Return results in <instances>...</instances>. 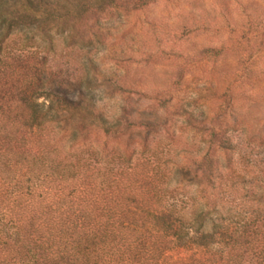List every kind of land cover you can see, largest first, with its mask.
<instances>
[{"label": "trees", "instance_id": "obj_1", "mask_svg": "<svg viewBox=\"0 0 264 264\" xmlns=\"http://www.w3.org/2000/svg\"><path fill=\"white\" fill-rule=\"evenodd\" d=\"M156 1L0 0V264H264V0H165L157 126L128 99L161 81L98 57L149 59L121 21Z\"/></svg>", "mask_w": 264, "mask_h": 264}, {"label": "rangeland", "instance_id": "obj_2", "mask_svg": "<svg viewBox=\"0 0 264 264\" xmlns=\"http://www.w3.org/2000/svg\"><path fill=\"white\" fill-rule=\"evenodd\" d=\"M183 7L187 12L192 11L187 6V3H183ZM178 9L179 8L174 2L172 3L165 0H158L151 5L148 11L140 10L138 11V13L136 12L137 14L135 15L134 12H131L128 19H122L121 23L124 24L122 28L125 29V32L133 38V40L130 41V45L133 46L134 50L148 47L149 49H152V55L149 57V59H146L145 61H139L140 58L133 56L129 61L117 64L114 59L109 57V53L111 52L109 48L101 47L100 51L98 52V57L100 58L106 55V59L104 62V65L106 67H112L115 69V71H120L121 74H124L127 71H129L131 75L138 71H140L138 72V74L142 73L143 75L144 73L147 75H150L152 73V75L156 76L161 81L162 86H160L161 88H158L160 90H157V88L155 89V86H151L150 89L144 90V92L147 94L145 97H143L144 95H136L130 96V99H128V109L129 111H131L132 115L136 116L139 113H142L143 117H145L143 119L152 121L155 126H157L158 124L161 125L165 118H176V116H173L171 114V112H173V109L167 107L164 102L162 103V100L176 93L174 80L177 78L179 69L176 68L175 62L178 61V58L175 56L170 57V54L173 53V51H177V48L180 46H178V44H181L183 42L181 40V42H175L169 36V33L166 32V27L164 25L165 23L163 22V19H166L168 23H176V17H174V15L176 16ZM115 24L117 23L115 22ZM206 37V31H203L199 37H197L196 39L192 38L189 41H186V43L184 44L192 45L197 40H202L205 42ZM162 49L165 52L159 53V50ZM168 57H170V59H167ZM185 77L188 78L189 74L186 73ZM204 83L205 82H202L199 85H196V88H202ZM104 89V87H101L95 90L97 102L101 105H105L108 109H112L113 107H118V105L120 106V104L124 102L123 95L126 96L127 93H123V95H121V93L110 97L104 93ZM197 93L198 91L191 89L188 95L191 98L197 96ZM149 95H151L152 97H147ZM42 100L43 98L40 97L39 101ZM200 101L205 100L202 98ZM202 108L204 107L202 106ZM198 109L199 108H195L194 112L196 113ZM146 111L150 113H147ZM177 118L180 117L178 116ZM176 124L179 123L177 122ZM176 132L179 134L177 129ZM193 186L196 185L194 184ZM221 224L223 228H225L227 223L222 221ZM219 244L220 242L217 241L216 245ZM186 249V247L181 246L175 249L173 253L175 255L181 256L186 253Z\"/></svg>", "mask_w": 264, "mask_h": 264}]
</instances>
